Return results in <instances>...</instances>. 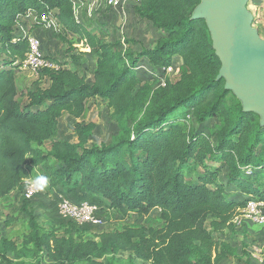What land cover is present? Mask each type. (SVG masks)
<instances>
[{"label":"trees","instance_id":"trees-1","mask_svg":"<svg viewBox=\"0 0 264 264\" xmlns=\"http://www.w3.org/2000/svg\"><path fill=\"white\" fill-rule=\"evenodd\" d=\"M198 3L140 0L133 6L137 16L162 36L154 47L133 52L132 40L106 43L77 22L73 0H0V204L30 177V165L50 159L59 167L53 175L60 185L79 198L122 216L158 211L156 226H125L87 240L45 231L27 212L23 247L44 249L54 264H115L120 252L144 264H220L237 257L234 248L214 235L235 230L233 221L247 201L264 202V126L257 115L242 111L224 90L223 79L217 80L220 61L208 29L203 20L191 19ZM44 13L61 32L77 36L84 55L95 57V67L90 83L85 72L66 68L65 62L43 70L47 86L29 91L22 106L16 74L28 44L19 35L20 26L27 15ZM175 57L181 60L177 75L166 77ZM144 64L161 71L153 78H164L161 85L155 81L149 86L136 76L135 68ZM91 98L106 100L118 119L119 133L110 143L87 147L92 122L72 127L75 142L53 139L61 117L81 118ZM211 118L217 124L210 136L181 123L202 125ZM49 140L44 156L41 148ZM214 161L226 168L237 192L230 195L219 181L220 169L206 164ZM189 166L202 172L194 175ZM244 168L255 172L245 176ZM16 252L15 242L0 238L4 264H30L10 259L9 253ZM242 253L247 254L245 249Z\"/></svg>","mask_w":264,"mask_h":264},{"label":"rangeland","instance_id":"rangeland-1","mask_svg":"<svg viewBox=\"0 0 264 264\" xmlns=\"http://www.w3.org/2000/svg\"><path fill=\"white\" fill-rule=\"evenodd\" d=\"M74 11L77 20L89 30L97 33L104 42L112 43L115 41L132 40L131 49L138 52L142 47L152 48L157 40L162 36L161 32L156 30L152 25L137 16L135 8L130 6L127 10L111 11L102 5L93 3V0H73ZM248 10L253 14V26L258 30L261 37H264V0H250L248 2ZM125 14V15H124ZM55 22V29H45V38L42 41V50L47 56L46 59L53 62L58 68L60 62H65V67L71 70L85 72L87 82L92 79V71L95 67V57L92 55H84V49L77 41V36L61 32L58 23ZM37 22L34 15L30 14L23 19L20 26L25 32L35 34L34 27ZM22 31V30H21ZM36 35V34H35ZM61 36V37H60ZM68 46H71L68 49ZM44 54V55H45ZM181 60L177 57L166 70V77L174 78ZM23 66V65H22ZM22 68V67H21ZM21 70V69H20ZM45 69L39 73H31L28 69L19 71L16 79L18 89V99L22 106L27 104V93L29 91L45 88L48 84V78L44 75ZM136 76L149 86L155 84L153 78L158 76L159 71H153L146 64L138 65ZM43 71V72H42ZM157 85L164 82V78L156 81ZM187 114V113H186ZM185 114V115H186ZM181 119L183 114L179 115ZM79 122L95 124V129L89 139L87 147L100 146L108 144L114 136L119 133L118 119L112 115V110L107 106V101L100 98H91L87 100L84 114L81 118L63 115L59 121L56 135L53 139L75 142V133L72 127ZM181 122V121H180ZM190 130H200L205 135H211L214 126L217 124L216 118H211L202 125H198L194 121H182ZM212 142L215 143V137L212 136ZM51 141H46L41 148L45 156L49 150ZM213 168H219V181L226 185L227 191L231 194L237 192L235 188L229 184L226 168L220 166L219 161L208 162ZM58 165L50 159L40 160L36 165L29 166L30 177L23 181L21 188L12 192L9 196L1 201L0 204V238H6L16 243L18 252L9 253V258L14 262H24L33 264L39 261L40 264H54L47 256L44 249H37L33 245L23 247V242L29 233V217L27 212L32 213L41 229L45 231H53L58 236L71 235L75 239H94L95 236L104 231H112L121 229L125 226H144L153 227L158 224V211L152 210L147 216L138 217L135 214L122 216L112 210H106L102 205L93 204L91 200L79 198L78 193L66 191L53 175L58 169ZM194 172V175L201 173L200 167H188ZM189 170V169H187ZM252 168H244L243 174L249 176L254 174ZM28 184H34L37 187V193L31 198H26L25 191ZM242 197V196H240ZM63 200L71 202L86 201L98 208L94 214V223L79 224L73 220L63 218L60 213V204ZM253 200L247 201L250 202ZM246 203V204H247ZM245 209V207L243 208ZM242 209V210H243ZM264 210V208H263ZM9 222V223H8ZM235 230L225 234H215L214 236L220 241L226 242L236 250L237 257H228L220 262V264H242L238 261V257L244 261L248 259L253 264H264V225H256L241 220L236 223ZM245 249V253L242 252ZM260 251L259 257L261 261H256L253 257L255 251ZM251 252V257L249 255ZM253 254V255H252ZM247 255V256H246ZM252 258V259H251ZM106 258L102 259L105 263ZM0 264H4L0 260ZM78 264H88L86 261ZM115 264H144L142 261L131 257L130 253L120 252L116 256Z\"/></svg>","mask_w":264,"mask_h":264},{"label":"water","instance_id":"water-1","mask_svg":"<svg viewBox=\"0 0 264 264\" xmlns=\"http://www.w3.org/2000/svg\"><path fill=\"white\" fill-rule=\"evenodd\" d=\"M249 1L199 0L191 19L203 20L208 29L220 61L217 80L264 126V37L253 26Z\"/></svg>","mask_w":264,"mask_h":264},{"label":"built area","instance_id":"built-area-1","mask_svg":"<svg viewBox=\"0 0 264 264\" xmlns=\"http://www.w3.org/2000/svg\"><path fill=\"white\" fill-rule=\"evenodd\" d=\"M94 5L99 4L108 8L111 11L127 10L130 6H136L140 3V0H93ZM74 10V3H73ZM75 14V11H74ZM125 15V14H124ZM37 24L43 29H55V19L50 17V14H41L40 16H34ZM77 22V17L75 15ZM22 30V31H21ZM19 35L26 40L28 44V53L23 62V69H28L31 73L37 74L42 69H54L56 68L54 63L45 58L42 50L41 39L35 35L25 32L26 30L21 28ZM25 30V31H24ZM169 69V68H168ZM26 198H31L37 193V187L34 184H28L26 186ZM264 202L262 201H250L246 204L245 209L235 217L233 223H240L241 220L250 222L256 225H264ZM98 211L95 205H92L86 201L71 202L63 200L60 204V213L63 218L73 220L79 224L94 223V214ZM260 251L256 250L253 255L256 261H261L259 257Z\"/></svg>","mask_w":264,"mask_h":264},{"label":"crops","instance_id":"crops-1","mask_svg":"<svg viewBox=\"0 0 264 264\" xmlns=\"http://www.w3.org/2000/svg\"><path fill=\"white\" fill-rule=\"evenodd\" d=\"M43 30H45V29H43V28H41V27H38V28H36V29H34V33L40 38V39H43L44 40V38H45V32L43 31ZM42 41V40H41ZM45 54V53H44ZM45 56H47L46 54H45Z\"/></svg>","mask_w":264,"mask_h":264}]
</instances>
